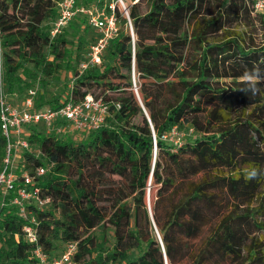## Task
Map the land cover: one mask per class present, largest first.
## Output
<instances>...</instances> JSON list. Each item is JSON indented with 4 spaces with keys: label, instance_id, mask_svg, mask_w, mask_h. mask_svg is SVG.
<instances>
[{
    "label": "trees",
    "instance_id": "16d2710c",
    "mask_svg": "<svg viewBox=\"0 0 264 264\" xmlns=\"http://www.w3.org/2000/svg\"><path fill=\"white\" fill-rule=\"evenodd\" d=\"M60 1L0 0L4 63L0 92L5 82L9 98L18 96L26 85L21 73L38 78L27 64L39 71L44 86L48 84L60 68V47L69 34L75 51L85 32L94 35L89 45L98 37L87 17L78 14L62 35L52 38L51 23ZM132 1L128 17L115 5L120 29L104 52L102 64L105 58L109 63L102 70L101 64L80 74L77 52L66 64L79 77L67 90L65 101L71 97L77 103L89 94L102 99L109 105L106 124L79 142L49 133L44 126L28 127V141L39 153H21L16 171L49 168L38 185L51 204L45 209L28 207L38 222L39 243L54 258L52 237L62 230L64 249L70 242L78 244L75 264H218L225 258L230 264H263L257 233L262 234L264 248V221L254 218L258 207L264 206V9H257L260 0ZM143 1L148 4L146 12L141 10ZM97 3L78 0L77 6L97 7ZM133 68L143 80L139 93L150 122L132 90ZM256 68L258 91L253 94L251 82L243 77ZM115 79L125 84H116ZM61 99L51 108L59 107ZM41 105L36 96L35 109ZM174 127L182 132L193 128L199 136L190 142L184 138L175 146L162 139ZM6 146L0 127V172ZM70 163L78 167L76 179L67 173ZM253 171L256 175L250 177ZM199 174L203 177L191 184L189 192L171 202L163 223L154 215L161 235L158 241L150 232L146 208L145 227L140 220L149 179L160 185L159 203L178 181ZM108 175H119L134 192L140 191L134 212L122 204L118 185L108 183ZM22 182L19 177L7 201ZM104 198L112 203L114 213L110 221L115 240L109 250L93 234L74 236L81 230L92 231L106 219L99 206ZM214 221L212 234L198 250L190 249L188 241L201 236ZM24 223L16 207L0 210V264H36L35 245L23 237ZM135 250L140 255H132Z\"/></svg>",
    "mask_w": 264,
    "mask_h": 264
},
{
    "label": "built area",
    "instance_id": "2783aa9c",
    "mask_svg": "<svg viewBox=\"0 0 264 264\" xmlns=\"http://www.w3.org/2000/svg\"><path fill=\"white\" fill-rule=\"evenodd\" d=\"M119 1L124 8L122 13L128 17V10L123 0ZM77 2L78 0H62L58 3L57 17L51 23L50 32L52 38L62 35L78 14L85 15L88 24L97 30L98 37L88 46L85 61L78 65V70L82 74L85 70L102 64L104 52L110 41L118 36L120 26L114 12V5H109L110 11H107L106 8L99 10L97 7H78ZM129 31L132 38H134L131 23ZM133 56H135L134 47ZM133 72L135 74V68H133ZM72 88L73 86L70 85L68 91ZM132 90L141 102L139 86L135 81ZM67 94L61 99L59 107L37 110L35 109L37 89L27 90L24 99L21 100L20 107H16L3 90L0 92V127L7 141L3 169L0 172V210L8 205L16 207L18 216L25 222L22 227L23 237L29 243L35 245L34 257L36 258V264H75L78 244L77 242L68 243L58 258H51L43 251L39 243L38 222L28 207L34 206L45 209L51 204V199L43 197L42 190L38 185L39 179L46 175L49 168L39 166L33 172L20 169V174L16 171L17 168L14 167L15 159H20L21 153L25 151L36 152L28 141L29 131H27V127L44 124L49 133L59 136H68L71 133L83 136L103 127L109 116V105L102 99L97 100L89 94L76 103L72 101L71 97L70 100L65 101ZM116 106L120 107L119 104H116ZM189 131L193 133V128H189ZM185 136L184 132L174 127L164 134L162 139L177 146L182 144ZM19 177L23 181L22 186L7 201L6 196L15 189V183Z\"/></svg>",
    "mask_w": 264,
    "mask_h": 264
},
{
    "label": "rangeland",
    "instance_id": "374dc122",
    "mask_svg": "<svg viewBox=\"0 0 264 264\" xmlns=\"http://www.w3.org/2000/svg\"><path fill=\"white\" fill-rule=\"evenodd\" d=\"M97 3V8L99 10H103L106 8V6L109 5H118L120 11L124 12V8L121 4V2L119 0H94ZM125 7L128 10L129 6H132L135 2L132 0H123ZM257 9L258 11H262L264 9V0H260L257 3ZM141 10L142 12H146V10H148V4L146 1L142 2L141 5ZM125 17H127L126 14H124ZM129 26V25H128ZM130 33V31H129ZM93 33L91 32H85V34L81 37V42L82 44L80 48L77 49V51H75V42H72V35H68L66 37L67 42L62 45V47H60V52L62 53V59L60 60V68L58 69V71L54 74V76L52 78L49 79V82L46 86L43 85V83L40 81V79L42 80V77L40 78V74L39 71L32 65V64H27V68L34 74L36 75L38 78L36 80H34L33 78L30 77H25L22 73V77L27 79L26 85L24 84V86L22 87V89L20 90V93L17 95H10V101L16 106V107H20L21 106V100L24 99L23 97H25L27 90L30 88H34L37 89V100L38 103L42 104V108L40 110H45L47 108H51L50 104H53V102L55 100H57L59 97L63 98L68 90V87L76 82V80L78 79V75H76V71H72L70 68L66 67V64L68 62V59H70V61H73V57H74V52H77L78 55V59H80V63L84 62L86 57H87V52H88V46L90 43V39L93 37ZM0 53H1V57H0V69L3 72L4 70V63H3V50L0 48ZM108 58H105L102 66H101V70L104 67L105 64L109 63ZM99 69V70H100ZM3 76V75H2ZM136 82L137 85L140 88V83L143 82V80H141L139 78V75L136 73L135 74L132 70V74H131V82L133 85V82ZM116 84H125V81H121V80H116L115 79ZM1 89L3 90V92H5L4 90H7L6 87V83L2 82L1 85ZM91 92H95L96 94H99V90L95 89V88H91ZM141 97V102L137 99L139 106H143L144 104L142 103V95H140ZM42 126L45 127L44 124H39L38 127L39 129L42 128ZM46 129V127H45ZM27 131L30 132V128L27 127ZM184 133L186 134V136L184 137L186 139V141H193L194 138L197 136H199V134L195 133H191L189 131V129L186 127L184 128ZM67 136V135H66ZM71 139H73L76 142H79L81 139L84 138L83 136H78L76 134H69L68 135ZM86 138V137H85ZM35 149V148H34ZM36 150V149H35ZM37 153H39V150H36ZM155 152V149H154ZM20 162L19 158L15 159V165L14 167L17 168L18 164ZM67 173L68 175L72 178V179H76L79 173L78 167L76 166L75 163H70L67 169ZM200 177H203V174H199L198 176H196L195 178H192L186 182H180L178 181L176 183V186L171 189V191H169V193L166 195V197L158 203V189L160 187V185H155L152 184L150 179L148 181L147 184V188L145 191V195L144 198L141 199V203L138 202L137 200L140 198V191H136L134 192L132 187L130 185H128L126 179L121 178L119 175H108V183L110 184H114V185H118V187H116L119 190V195L118 198L122 199L121 202L122 204H126L128 209L131 210V212H134L136 209V205L137 204H141V208H140V220H141V224L144 225L145 227V215L143 214V209H147L148 211V215H149V219H150V232L156 237V239L158 241H160L161 235L159 232V227L156 225V223L154 222V215L157 214L159 215L161 222L163 223L166 220V216L167 213L170 209V204L172 201L177 202L183 195H185L186 193L189 192L190 190V186L193 182H196L199 180ZM107 198H104L103 201H101V203H99V206H102L103 211L106 212V219L95 229H93L92 231H88L87 233H85L84 231H80L76 234H74V236H79V237H84L87 234H93L95 235V237L97 238V243L103 245V248L105 249H111L113 244H114V240H115V235H114V225L111 223L110 218L112 217V215L114 214L113 211V205L112 203H108L106 202ZM144 205V207L142 206ZM225 205L227 206V200L225 198ZM253 206H259L258 203H254ZM259 210L255 213L254 218L258 221H264V206H262L260 208V206L258 207ZM51 209V207H50ZM230 209V206H229ZM229 211V210H228ZM57 219L58 216L60 217V215L57 212ZM254 219V220H255ZM55 220V219H54ZM217 226V221L215 222H209L205 227H204V231L202 233L201 236H199L198 238L194 239V240H189V248L196 251L199 249V247L202 245L203 241L212 234V232L214 231V229ZM62 231V230H61ZM59 231L57 234V237H52L53 239V244L55 245V247L53 248L52 255L54 258H58L61 255V252L64 249V240H62L61 236H62V232ZM259 235V244L260 247L262 248V251L260 252L262 259H263V264H264V248L263 246H261L262 244V234L261 233H257ZM131 254L134 256L140 255V251L139 250H135V251H131ZM215 263V262H214ZM178 264H183L182 262L178 263ZM218 264H230V259L229 258H225L222 259L220 262H218ZM256 264H261V263H256Z\"/></svg>",
    "mask_w": 264,
    "mask_h": 264
},
{
    "label": "clouds",
    "instance_id": "9594fccd",
    "mask_svg": "<svg viewBox=\"0 0 264 264\" xmlns=\"http://www.w3.org/2000/svg\"><path fill=\"white\" fill-rule=\"evenodd\" d=\"M259 75V69L256 68L253 70V72L249 73V72H245L243 79L245 81L251 82V91L253 92V94H255L258 89L255 87V81L258 78ZM256 175L255 171L250 173V177H254Z\"/></svg>",
    "mask_w": 264,
    "mask_h": 264
},
{
    "label": "water",
    "instance_id": "95a60500",
    "mask_svg": "<svg viewBox=\"0 0 264 264\" xmlns=\"http://www.w3.org/2000/svg\"><path fill=\"white\" fill-rule=\"evenodd\" d=\"M142 107V109H143V112H144V114H145V116L147 117V119L149 120V122H150V119H149V117H148V114L146 113V110L144 109V107L143 106H141Z\"/></svg>",
    "mask_w": 264,
    "mask_h": 264
}]
</instances>
